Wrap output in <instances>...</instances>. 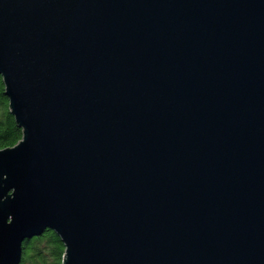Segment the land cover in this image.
Masks as SVG:
<instances>
[{
	"label": "water",
	"instance_id": "water-1",
	"mask_svg": "<svg viewBox=\"0 0 264 264\" xmlns=\"http://www.w3.org/2000/svg\"><path fill=\"white\" fill-rule=\"evenodd\" d=\"M0 264H264V0H0Z\"/></svg>",
	"mask_w": 264,
	"mask_h": 264
},
{
	"label": "trees",
	"instance_id": "trees-1",
	"mask_svg": "<svg viewBox=\"0 0 264 264\" xmlns=\"http://www.w3.org/2000/svg\"><path fill=\"white\" fill-rule=\"evenodd\" d=\"M0 76V149L14 147L23 138L22 129L16 124L9 110V99ZM65 245L60 237L47 229L41 236L23 243V256L20 264H63Z\"/></svg>",
	"mask_w": 264,
	"mask_h": 264
}]
</instances>
